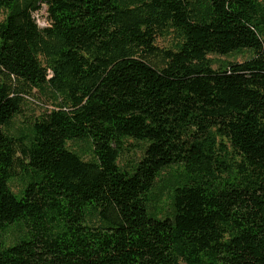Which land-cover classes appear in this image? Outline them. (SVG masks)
I'll list each match as a JSON object with an SVG mask.
<instances>
[{"label":"trees","instance_id":"1","mask_svg":"<svg viewBox=\"0 0 264 264\" xmlns=\"http://www.w3.org/2000/svg\"><path fill=\"white\" fill-rule=\"evenodd\" d=\"M12 225L0 264H264V0H0Z\"/></svg>","mask_w":264,"mask_h":264},{"label":"rangeland","instance_id":"2","mask_svg":"<svg viewBox=\"0 0 264 264\" xmlns=\"http://www.w3.org/2000/svg\"><path fill=\"white\" fill-rule=\"evenodd\" d=\"M44 14V9L43 11L39 12V13H35V18L37 20V23L40 27H43L45 25V19L43 17ZM172 41V35H166V36H159L156 40L157 44L160 47H166L169 46L171 44ZM249 54L248 53H243V54H239V55H233L230 57H221L218 55H210V58L216 60H225V61H241L243 59H245ZM41 104H43V101L41 99V97H39L38 95H36V98H30L29 99V103L27 104L28 110L25 111V116L23 118L24 121H29L32 118V114H37L38 111L40 110V108L38 107L39 105L41 106ZM22 118H20L19 122H16L15 125L20 126L23 124ZM71 146V148H73L76 151H82V156L84 159H89L91 157V153L90 150L88 149V147H86V145L81 142V143H76V144H69ZM144 144L142 143H137L134 142L132 140H129L126 142L124 149L122 150L120 159H119V163L120 164H129L130 162L133 161V159H137L138 156H140L143 153V149H144ZM167 202V193L164 192L163 195L161 196V202L159 203L160 206L161 205H166ZM17 233V227L12 225L10 226L4 233L0 234V242H6L9 243L13 240L14 236Z\"/></svg>","mask_w":264,"mask_h":264}]
</instances>
